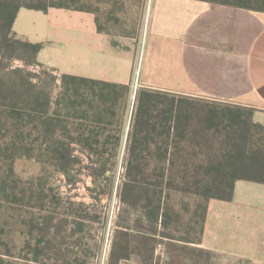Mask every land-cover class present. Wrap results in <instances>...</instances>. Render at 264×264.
Masks as SVG:
<instances>
[{"label":"trees","instance_id":"1","mask_svg":"<svg viewBox=\"0 0 264 264\" xmlns=\"http://www.w3.org/2000/svg\"><path fill=\"white\" fill-rule=\"evenodd\" d=\"M205 1L264 12V0ZM122 2L101 10L84 0H0V264H94L91 227L107 215L93 207L113 195L120 159L108 264H161L160 248L164 264L176 249L185 264L210 257L202 247L210 203L232 201L237 181L264 184V125L251 108L141 88L125 141L129 85L29 69L44 68L43 45L16 36L22 8L93 13L101 33L127 37L117 26ZM22 159L40 163V173L23 179ZM56 175L72 189L91 178L93 202L64 195Z\"/></svg>","mask_w":264,"mask_h":264},{"label":"crops","instance_id":"2","mask_svg":"<svg viewBox=\"0 0 264 264\" xmlns=\"http://www.w3.org/2000/svg\"><path fill=\"white\" fill-rule=\"evenodd\" d=\"M139 36L101 33L93 13L22 8L16 36L43 45L39 62L67 74L129 85L127 140L141 88L253 109L264 125V12L205 0H135ZM202 247L264 264V184L237 181L233 200L210 203Z\"/></svg>","mask_w":264,"mask_h":264},{"label":"rangeland","instance_id":"3","mask_svg":"<svg viewBox=\"0 0 264 264\" xmlns=\"http://www.w3.org/2000/svg\"><path fill=\"white\" fill-rule=\"evenodd\" d=\"M85 3H89L93 6H99L101 10L110 9L111 5L116 3V0H111L109 5H105L103 1L106 0H84ZM122 9L121 12L116 14L119 17V22L117 26H120L123 29V32L126 35L131 36H139L142 32V15L141 10L139 9V5L136 4L135 0H122ZM107 3V2H106ZM14 66L23 67V63L20 61H14ZM31 71L35 73H41L45 70H50L47 67L33 66L29 68ZM54 75L59 76L58 73L53 72ZM60 81H58L59 83ZM59 89L55 91L57 94ZM123 154V153H122ZM122 157V156H121ZM42 169V165L34 160L22 159L17 161L16 163V171L23 179H30L37 176ZM123 173V167L120 163L115 176V185L113 190V195L108 198L104 196L102 198V202L99 204H95L93 210L98 214L105 213L107 215V219H103L100 222H96L92 228V232L94 235V240L89 243L90 247H92V253H98V258L96 260H92L90 263L94 264H108L109 254L112 246V238L115 230V223L117 213L120 209V202L118 199V188L121 182V177ZM53 182L56 186L59 187L60 191L71 197L76 202H93L90 198V193L87 190L88 187L93 188L91 178L86 175H82V181H80L76 188H70L65 184L66 180L62 175H56L53 177ZM13 244L19 250L23 246V237L18 233L13 234ZM87 243V242H86ZM173 262L171 264H185L184 257L181 256V251L175 250ZM159 256H162L161 264H164L165 258L163 256V248H160L158 252ZM191 258L194 259V264H249L246 261L228 258L226 256L218 255L216 253H211V256L208 257L204 253H197L196 255H190ZM122 264H135V261L129 263Z\"/></svg>","mask_w":264,"mask_h":264}]
</instances>
